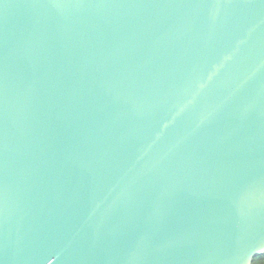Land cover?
Instances as JSON below:
<instances>
[{
    "label": "water",
    "instance_id": "1",
    "mask_svg": "<svg viewBox=\"0 0 264 264\" xmlns=\"http://www.w3.org/2000/svg\"><path fill=\"white\" fill-rule=\"evenodd\" d=\"M264 0H0V264H254Z\"/></svg>",
    "mask_w": 264,
    "mask_h": 264
},
{
    "label": "trees",
    "instance_id": "2",
    "mask_svg": "<svg viewBox=\"0 0 264 264\" xmlns=\"http://www.w3.org/2000/svg\"><path fill=\"white\" fill-rule=\"evenodd\" d=\"M254 264H264V254L256 256L254 259Z\"/></svg>",
    "mask_w": 264,
    "mask_h": 264
}]
</instances>
